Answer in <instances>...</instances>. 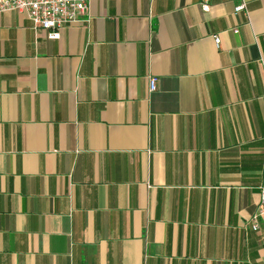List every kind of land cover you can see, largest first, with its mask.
<instances>
[{
	"label": "crops",
	"instance_id": "crops-1",
	"mask_svg": "<svg viewBox=\"0 0 264 264\" xmlns=\"http://www.w3.org/2000/svg\"><path fill=\"white\" fill-rule=\"evenodd\" d=\"M246 1L89 0L57 40L0 14V264H264Z\"/></svg>",
	"mask_w": 264,
	"mask_h": 264
},
{
	"label": "built area",
	"instance_id": "built-area-1",
	"mask_svg": "<svg viewBox=\"0 0 264 264\" xmlns=\"http://www.w3.org/2000/svg\"><path fill=\"white\" fill-rule=\"evenodd\" d=\"M202 8L207 10L211 0H200ZM234 7L235 13L247 15V1L237 0ZM89 0H0V14L6 12H17L24 14L31 22L34 31L47 32L48 39L57 40L59 32L65 27L78 23L82 18L88 16ZM237 34L238 30L234 29ZM216 45L218 38H214ZM157 87V79L149 78V91L154 92ZM264 218V185L259 189V204L256 213L250 220L253 231H258V220Z\"/></svg>",
	"mask_w": 264,
	"mask_h": 264
}]
</instances>
